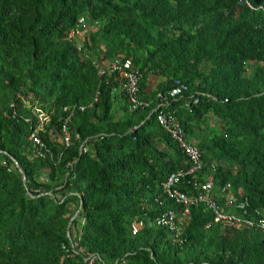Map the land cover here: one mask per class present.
<instances>
[{"label":"trees","instance_id":"obj_1","mask_svg":"<svg viewBox=\"0 0 264 264\" xmlns=\"http://www.w3.org/2000/svg\"><path fill=\"white\" fill-rule=\"evenodd\" d=\"M248 1L0 0V264H264V0ZM117 57L140 73L135 107L99 73ZM159 107L204 170L187 173ZM178 171L189 195L206 171L223 211L256 224L194 204L174 243L156 220L184 209L163 186Z\"/></svg>","mask_w":264,"mask_h":264},{"label":"built area","instance_id":"obj_2","mask_svg":"<svg viewBox=\"0 0 264 264\" xmlns=\"http://www.w3.org/2000/svg\"><path fill=\"white\" fill-rule=\"evenodd\" d=\"M99 68V73L101 75H104L106 73L115 74L123 81L122 88L126 91L132 107H135L138 104L137 97L139 90L140 73L134 67L132 61L123 57H117L113 61L109 62V64ZM186 90L187 85L184 82L177 80L175 82V86L168 92L167 95H161V102L168 103L166 102L168 97H181ZM195 102H198V99H195ZM43 115L44 114H41L40 116L42 117ZM68 121L69 119H67L66 123L63 126L62 134V139L67 145L71 140L70 132L67 127ZM157 121L164 127L165 130H167L171 134L172 138L177 141L181 150L186 154L188 163L190 165L187 173H194L204 170L205 163L202 158V151L196 144L186 139L185 132L174 115L166 111L164 108L159 107L157 112ZM37 131L38 130L36 129L34 132H32L30 138L35 141L36 145L42 146L43 143L37 137ZM210 167L214 170L216 164L212 163L210 164ZM182 174L183 171L171 173L163 186L166 190L168 198L173 199L178 204H182L184 209L181 213H176L172 210H168L156 220V223L158 225L167 227L170 230L174 243L182 244L184 242V239L182 237V223L189 219V207L194 204L202 203L207 208L212 210L215 222L226 220L229 222H233L239 227L243 225L253 226L256 224L253 219L240 217L233 212L227 213L223 211L222 205H220V203L217 202V200L213 197L212 190L214 188V181L208 175L203 176L201 182L196 177L193 178L194 185H196L200 189L197 194L189 195L177 188L176 185L179 182L180 176ZM220 193L227 200V204L230 205L235 203L236 197H234L230 193V184L224 185L220 189ZM142 224V221L138 222L135 228H138ZM258 224L264 229V215L259 220ZM91 262H93V259L91 260Z\"/></svg>","mask_w":264,"mask_h":264},{"label":"rangeland","instance_id":"obj_3","mask_svg":"<svg viewBox=\"0 0 264 264\" xmlns=\"http://www.w3.org/2000/svg\"><path fill=\"white\" fill-rule=\"evenodd\" d=\"M80 19H81V21H82V23H83V25H84V30L78 32V35H79V37H80L79 40L82 42L83 39H85L86 37H88L89 32H90V31H93L95 28H94V26L89 22V19H90V18H88V16H86V17L82 16ZM87 19H88V22H87ZM213 120H214V119L211 118L210 122H213ZM202 175H203V176H206V175H207L206 171H203Z\"/></svg>","mask_w":264,"mask_h":264},{"label":"clouds","instance_id":"obj_4","mask_svg":"<svg viewBox=\"0 0 264 264\" xmlns=\"http://www.w3.org/2000/svg\"><path fill=\"white\" fill-rule=\"evenodd\" d=\"M247 4L251 5L250 2L248 0H246Z\"/></svg>","mask_w":264,"mask_h":264},{"label":"water","instance_id":"obj_5","mask_svg":"<svg viewBox=\"0 0 264 264\" xmlns=\"http://www.w3.org/2000/svg\"><path fill=\"white\" fill-rule=\"evenodd\" d=\"M25 179V178H24Z\"/></svg>","mask_w":264,"mask_h":264}]
</instances>
